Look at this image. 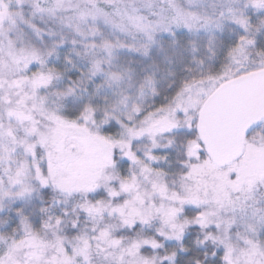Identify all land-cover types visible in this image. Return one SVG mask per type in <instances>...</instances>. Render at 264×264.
Here are the masks:
<instances>
[{"label": "snow or ice", "instance_id": "obj_1", "mask_svg": "<svg viewBox=\"0 0 264 264\" xmlns=\"http://www.w3.org/2000/svg\"><path fill=\"white\" fill-rule=\"evenodd\" d=\"M0 264H264V0H0Z\"/></svg>", "mask_w": 264, "mask_h": 264}]
</instances>
